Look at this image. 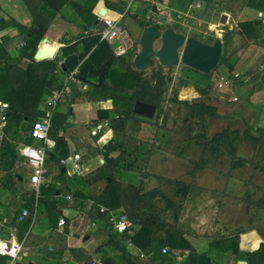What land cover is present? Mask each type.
Listing matches in <instances>:
<instances>
[{
    "label": "trees",
    "instance_id": "1",
    "mask_svg": "<svg viewBox=\"0 0 264 264\" xmlns=\"http://www.w3.org/2000/svg\"><path fill=\"white\" fill-rule=\"evenodd\" d=\"M24 1L34 17L35 26H24L13 20L11 23L9 21L0 22V34L9 27H15L19 31L16 36L7 39H3V36L0 35V101L9 104L6 132L9 133L13 127L18 129L23 124L24 143L34 146L42 145V140L33 138L32 130L33 123L40 119L37 107L43 103V97L51 94L55 88H61L63 79L76 69L79 70V74L76 76L77 80L87 85V89L83 90L78 89V84H73L74 89L70 90L63 110L59 105L54 112L52 128L48 137L55 141V147L48 150L46 164L49 168L53 166L57 174L41 187L39 204H48L52 201L51 203L59 206L61 210L67 205V201L62 196L71 195L78 207L85 211L88 222L96 223L106 237V242L96 250L102 257L101 264H177L176 253L179 251L188 253L185 264H222L219 261L224 254H228L224 264H237L238 259H242L248 264H264V241L259 250L240 253L239 251L232 252L238 237H202L203 240L209 239L208 249L198 250L196 244L198 238L179 227L184 204L193 188L192 183H187L179 178L172 179L154 175L163 179L165 184L177 188V194L181 196V202L177 205V202L162 190V186L145 190L143 179L151 176L149 173L144 172L141 175V182L137 185H126L117 178V173L123 168L125 161V135L128 122L137 120L159 126L158 121L163 115L165 122L169 120L170 112H164L163 104L166 101L165 94L171 81L170 72L160 66L157 60H152L148 71H137L132 59L128 60L125 57L117 56L113 47L109 43L101 41L100 36L95 34L84 38L80 43L61 48L53 59L36 62L35 55L39 44L44 39L46 30L39 28V12L35 10L29 0ZM215 1L204 0V3L207 8H211ZM69 2L71 0H65L60 8ZM98 2L99 0H88L84 7L74 4L76 11L87 26H94L97 22L93 9ZM126 5L121 1L118 7L124 11L121 21L124 28H127V23L130 20H134L142 27L152 25L139 19L138 16L126 12ZM246 6L258 13H264V0H248ZM238 28L237 33L247 41L261 40L264 47L262 20L240 22ZM234 34L233 31L227 29L221 38L223 55L217 69L226 65L231 71L233 70L229 48ZM21 41L24 46L22 52H20L22 46H18ZM214 41L215 38L212 36L206 42L214 43ZM14 45H16V49L14 55L11 56L8 53V48ZM61 58L65 59L64 70L63 75L58 76L54 74L53 68L56 61ZM25 59L29 61L24 66ZM214 72L204 76L211 79ZM211 88L207 89L204 96L191 101L180 99L177 90L174 97L169 100L178 109H185L184 128L181 134L204 145V158L195 164L191 174L194 176L201 169L208 167L210 161L205 156L209 152L213 159H219L222 156L228 157L231 170L251 165L255 171L264 175V161L262 165L254 164L238 153V145L243 142L250 143L255 148L259 147L264 138V125L255 130L259 133L258 137L252 134L253 127L249 125H246L243 133L224 129L212 137L208 136L206 124L208 118L227 119L226 116L218 112L215 106L209 103ZM74 96L75 98L72 99ZM78 99L100 103L102 108L97 112V119L99 121L109 119L108 127L103 129L96 138L99 149L95 151L103 157L104 163L94 174L90 173L86 177H81L79 174L71 177L63 171L64 166L62 165V161L70 156L68 140L63 132L69 125L70 107ZM138 102L155 106L157 109L155 118L145 119L137 116L134 113V107ZM20 109L24 110L25 114L31 116L33 120L24 122V115L19 114ZM17 136H21L19 131L13 135L14 138ZM20 159L18 143L5 141L0 147V182L10 191H12L13 182L16 180L14 169L21 162ZM262 160H264V155H262ZM128 169L130 168H126V170ZM34 201L35 196L30 195L24 204L25 207L33 209ZM162 201L165 210H173L171 221L162 216L163 210L160 208ZM247 201L251 208L264 207V194L258 201L253 199ZM90 202L94 203L93 207L89 206ZM99 205L126 214L130 221L128 230L125 232L114 231L108 222V216L100 212ZM30 225V218L19 225V239L23 238ZM259 233L264 240V229H260ZM130 246L136 247L149 258L142 256L140 252H132ZM165 248L169 249L167 253L163 252ZM233 253L235 256L232 259L229 255ZM6 260V256H0V264H5Z\"/></svg>",
    "mask_w": 264,
    "mask_h": 264
},
{
    "label": "crops",
    "instance_id": "2",
    "mask_svg": "<svg viewBox=\"0 0 264 264\" xmlns=\"http://www.w3.org/2000/svg\"><path fill=\"white\" fill-rule=\"evenodd\" d=\"M64 1L29 0L35 10L39 12V28L46 30L44 38L47 41H42L39 44L35 55L36 62L53 59L50 56H56L61 48L80 43L84 38L89 37L91 34L97 35L101 30V23L96 22L94 26H87L74 7V4L84 7L88 0H71V2L60 8ZM121 1L127 4L125 11L138 16L139 19L159 26L161 30L171 28L173 31L183 33L187 37L200 41L206 42L212 36L215 39L217 37L222 38L221 36L227 29L233 31L235 34L229 49L241 43L240 47L230 52L233 70L231 71L229 66L222 65L224 66L222 67L224 68L222 75L218 74L211 79L205 77L204 74L192 70V83L205 87L206 90L212 87L214 83L216 87H218V83L223 84V89L218 88L221 95L218 96V99H213V102H216L213 106L217 108L221 115L226 116L227 119L220 120L219 118L215 120L239 121L244 125L252 126L255 130L259 126L264 125L263 42L261 40L247 41L237 33L240 22L258 19L255 17V10L246 6L248 0H216L211 8H207L204 0H137L129 10L127 9L128 0H99L93 9V14L96 16L97 21H102L100 20L101 15L99 12L103 9L106 10L104 17L117 18L120 15V10H122L118 8ZM258 14L264 18V13ZM222 16H226L225 23L221 22ZM12 20L24 26H35L36 24L24 0H0V22L9 21L11 23ZM260 20L264 24V19ZM18 33L17 28L9 27L0 35L3 36V39H7L16 36ZM15 46L8 48V53L11 56L14 55ZM18 46H22V41ZM114 47H116V44ZM21 48L20 52H22ZM131 55L127 54L125 58L130 60ZM45 57L48 58L43 59ZM28 61V59H25L23 65L25 66ZM186 73L182 74L184 78L185 76L187 77ZM176 76L177 78L180 77L179 74ZM170 82L174 84L175 78H172ZM77 87L78 89H82L81 86ZM71 89L73 91L74 88L71 86ZM177 90L180 94L183 88L179 86ZM193 93L194 95L196 94L194 91ZM49 95H45L43 103L37 107L40 115L39 118L46 113ZM239 96H244L245 99L241 104H239L241 100ZM65 101L66 99L59 104L61 110H63ZM101 108L100 103L82 101V99H78L70 107L69 125L63 132L68 140L70 156L65 159L67 160L66 165H62L64 166L63 171L67 172L71 177L76 174H79L81 177H86L90 173L94 174L101 166L99 164L104 163L103 157L95 151L98 146L96 138L99 134L95 129V125L109 121V119L102 121L97 119V112ZM19 114L24 115V122L33 120L22 109L19 110ZM111 117L112 115L110 114ZM144 123L137 120L129 121L126 130L127 135L133 133L135 134L134 137L140 139L141 137L155 134V127L148 123L147 126ZM6 126L7 141L18 143V150H20L21 144H25L23 124L18 129L16 127L11 128L9 133L6 132ZM225 129L232 131L229 128ZM133 130L135 131L132 132ZM16 131H19L21 136L14 138L13 135ZM155 137L161 140V136L156 135ZM149 141L153 142L152 140ZM49 142V150H52L55 147V141L49 138ZM262 143L264 144V138L260 143L261 146ZM258 153L259 155H264V145ZM76 155H79L81 158L78 161L81 167L80 173H75L73 169V157ZM160 155L158 151H155L146 156L147 160H145V156L141 157L142 162L148 161L147 163L145 162L144 168L142 167V172L151 175L143 179L145 190L158 186L165 188L164 180L154 177V175L164 178L175 179L181 177L185 179L189 171L185 166L186 161L181 159V162L178 163L169 159H163ZM20 160L21 162L14 169L16 180L13 182L12 191L2 186L0 182V220L7 218L10 224L16 222L22 209L26 208L24 204L29 196H34L30 183L33 171L26 164L25 160H22V158ZM69 166H71V169H69ZM46 167L50 181L56 176L57 172L53 166L50 168ZM135 170L137 171V169ZM119 173L121 172L119 171ZM200 173L201 171L194 175L197 181ZM130 174L128 171L123 172L119 175L118 180L126 185L139 184V181L142 179L141 174H137L135 178L134 176L130 178ZM195 179L193 182H190L194 186L185 203L187 212L185 211V214L180 216L179 227L188 234L198 238L196 240L198 250L204 251L208 249L207 242L209 239L203 240L202 237H238L232 252L239 251L240 253H244L259 250L264 241L259 233L260 228L247 227V216H239L234 220L233 216H206L204 213L199 214L200 212H198L197 207H203L204 204L211 205L213 211H215L214 202L216 198L210 196L212 193L209 190L201 189L200 187L202 186L197 185ZM215 184L216 182L212 183L214 188ZM62 198L67 201V205L61 210L59 206L51 203L52 201L48 202V204H39L36 220L31 223L29 230L24 234L22 239H19L18 235L19 241L23 243V253L19 257L18 264H101L102 257L96 250L106 242V237L96 223L88 222L87 216L84 213L85 211L78 207L74 199L67 200L66 195H63ZM62 219L66 220L64 226L60 224ZM258 219L264 220V217L260 216ZM36 227L37 229H35ZM263 227L261 229H264ZM0 233L3 235L8 233V228L4 225L2 226L1 223ZM130 250L134 253L140 252L146 258H149L134 246H130ZM187 255L186 251L176 253V263L185 264ZM227 256L228 254L222 255L219 262L224 264ZM229 256L233 259L235 254L233 253ZM243 262L246 261L238 259L237 264ZM7 263L8 260H6L5 264Z\"/></svg>",
    "mask_w": 264,
    "mask_h": 264
},
{
    "label": "rangeland",
    "instance_id": "3",
    "mask_svg": "<svg viewBox=\"0 0 264 264\" xmlns=\"http://www.w3.org/2000/svg\"><path fill=\"white\" fill-rule=\"evenodd\" d=\"M255 17L258 19H264L259 16L257 11H255ZM127 32L130 33L128 29ZM129 35H131V33ZM240 45L241 43L233 46L229 52H232V50H234L235 48L240 47ZM160 46L161 42H156V49H159ZM138 50L139 45L138 43H136L135 52L131 55L132 60ZM222 67L224 66H220L217 71L214 72V77L218 74L222 75V71L224 70V68ZM165 70L170 72L172 78H175L174 87L168 86L167 88L168 96H166V101L163 104L164 112H170L169 120L165 122L163 115L158 121L159 126H154L156 129L155 134L151 136L141 137L140 139H137L136 137H134L135 134L130 133L129 135H127L126 133L125 161L123 164V168L119 170L121 173H119V171L117 173V178L123 172L127 171L131 173L129 175L130 178L131 176H134L135 178L137 174L142 175L144 173L142 172V167L144 168V164L146 161L142 162L141 157L145 156V160H147L146 156H149L151 152L155 151H158V153L161 154L160 156H162L161 158L163 159H169L178 163L181 162L182 159L187 162L185 163V166L189 171L186 174L185 179H182L181 177L179 179L190 183L191 181L193 182L196 177L192 176L191 172L194 170L195 164L204 158V145L201 142H196L194 139L187 138V136L181 134L184 128L185 109H178V107H175L174 105L170 107L169 104L171 102H168V100L174 97L175 92L177 91L179 86L183 88V90L180 91L179 94V98L182 100L188 99L191 101L195 98L204 96L207 90L205 89V87L197 85L196 83H192L191 73H193L194 70L192 71L191 69L183 65L175 68L168 67L165 68ZM183 73H186L187 77L185 76L184 78V76L182 75ZM178 74L180 76L179 78H177L176 76ZM225 79L227 78L225 77ZM193 91L196 93L195 95ZM219 95H221V92L214 83L209 91V97L211 99L209 103L212 105L216 103L213 102V99H218ZM239 97L241 99L239 104H241L245 99L244 96ZM144 124L148 126L147 123ZM206 124L208 127L207 133L209 137H212L214 134L221 132L225 128H229L232 131L237 130L240 133H243L246 129V125L240 123L239 121H220L213 118H208L206 120ZM134 131L135 130H133L132 132ZM199 131H201V129H199ZM252 134L256 137L259 136V133L256 132L254 128L252 130ZM156 135L161 136V140H158L155 137ZM149 140H152L153 142H150ZM263 145L264 144L262 143V146L260 145L259 147L255 148L252 144L243 142L238 145V153L244 159L249 160L254 164L257 163L259 165H262L264 160H262V155H259L258 152L261 151ZM96 149H99V147L97 146ZM226 151L229 150L226 149ZM205 158L209 159L210 161L208 167H206L205 169H201L198 181L197 179L195 180L197 185L202 186L200 187L201 189L206 191L209 190L210 193H212V195L210 196L216 198V201L214 202L215 211H213L211 205L204 204L203 207H197L198 212H200L199 214L201 215L202 213H204L206 216H233L234 220L239 216H247V227H259L261 229L262 226H264V220L258 219V217H264V207L251 208L247 204V200L253 199L255 201H258L263 197L264 175L255 171L251 165H247L242 169L231 170L230 159L226 156H222L219 159H213L211 154L207 152ZM99 165H102V163ZM173 166L175 168L174 164ZM126 168H130V170H126ZM69 169H71V166H69ZM135 169H137V171ZM176 173L179 174L178 172ZM197 173H199V171ZM214 182H216L215 188L212 186V183ZM164 186L165 188H162V190L167 194L168 197L175 200L178 205L181 202V196L180 194H177V188L170 184H165V181ZM192 186L194 185L192 184ZM164 206L165 205L162 201L160 204V208L163 210L162 216L169 220H172L173 210H165ZM185 211L187 212V209L184 204L181 216L185 214ZM35 229H37V227ZM93 240L95 239L93 238Z\"/></svg>",
    "mask_w": 264,
    "mask_h": 264
},
{
    "label": "built area",
    "instance_id": "4",
    "mask_svg": "<svg viewBox=\"0 0 264 264\" xmlns=\"http://www.w3.org/2000/svg\"><path fill=\"white\" fill-rule=\"evenodd\" d=\"M136 1L137 0H128L127 9L129 10ZM123 16L124 15H119L117 18H106L104 16H101L100 20H102L103 24L100 32L97 35L100 36L101 41L109 43L112 47L116 44V47L113 48L115 54L117 56L125 57L127 54H134L135 44L138 42L131 35H129L130 33H128L127 30H125V28L121 25ZM64 63V58L56 61L53 69L55 75H63ZM78 74L79 70H74L71 74L66 76L65 79H63V86L61 88H55L52 91L46 104V113L38 121H36V123H34L32 136L35 139L42 140L43 144L40 146L21 144L19 155L22 160H25L26 164L29 165V167L33 171L30 177V183L34 192L35 201L32 207L33 209H30L28 207L22 209L20 216L17 217L14 224H10L7 218H2L0 220L2 226L4 225L8 228V233L6 235L0 233V256H6V258L8 259L7 264H16L19 261V257L23 253V243L18 239L19 225L29 218L31 219V223L36 220L37 212L39 210V199L41 197L40 188L42 184H47L49 182V175L46 167L48 150L50 149L48 133L52 128V119L54 112L58 108L59 104L67 98L70 92V87L73 84H78L83 90L87 89V85H84L79 82V80H77L76 76ZM168 86L174 87V84H171L170 82ZM218 88L223 89V84L218 83ZM165 96H168L167 92ZM168 102L170 101L168 100ZM169 106L172 107V103H170ZM8 110L9 104L0 101V147L4 144L5 141H7L5 126L8 120ZM108 125V122L97 124L95 125V129L97 132L101 133L103 129L108 127ZM80 159L81 158L79 155L73 157V169L75 173L81 172V167L78 162ZM66 163L67 160L62 161L63 165H66ZM72 199L73 198L71 195L67 196V200ZM89 206L93 207L94 203L90 202ZM98 207L101 213L108 216V222L114 231L125 232L128 230L130 221L126 214L111 210L109 209V207H106L104 205H99ZM65 223V219H62L60 222L61 226H64ZM168 250V248H165L163 252L167 253Z\"/></svg>",
    "mask_w": 264,
    "mask_h": 264
},
{
    "label": "water",
    "instance_id": "5",
    "mask_svg": "<svg viewBox=\"0 0 264 264\" xmlns=\"http://www.w3.org/2000/svg\"><path fill=\"white\" fill-rule=\"evenodd\" d=\"M99 14L105 16L106 10H101ZM119 14L123 15L124 13L120 10ZM221 22H226V16H222ZM97 23L103 24L102 21H97ZM127 29L139 44V51L133 58L134 68L139 72L148 71L152 60H157L160 66L164 68H175L183 65L207 75L217 69L223 55L222 39L218 37L214 43H206L187 37L185 34L173 31L171 28L161 30L156 25L142 27L135 23L134 20H130L127 23L125 30ZM43 41L47 40L44 38ZM158 41L161 42V46L156 49L155 44ZM23 48L24 46H22L21 51ZM51 57L53 58L54 56L51 55ZM156 111L155 106L141 102H138L134 107V113L145 119H154ZM241 264L247 263L243 262Z\"/></svg>",
    "mask_w": 264,
    "mask_h": 264
}]
</instances>
